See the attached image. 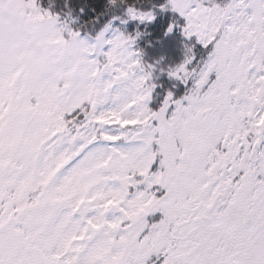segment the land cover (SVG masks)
I'll list each match as a JSON object with an SVG mask.
<instances>
[{
  "label": "snow or ice",
  "instance_id": "obj_1",
  "mask_svg": "<svg viewBox=\"0 0 264 264\" xmlns=\"http://www.w3.org/2000/svg\"><path fill=\"white\" fill-rule=\"evenodd\" d=\"M0 264H264V0H0Z\"/></svg>",
  "mask_w": 264,
  "mask_h": 264
},
{
  "label": "trees",
  "instance_id": "obj_2",
  "mask_svg": "<svg viewBox=\"0 0 264 264\" xmlns=\"http://www.w3.org/2000/svg\"><path fill=\"white\" fill-rule=\"evenodd\" d=\"M158 24L160 23L159 21L157 22ZM171 40V38H169ZM166 47H167V42H166Z\"/></svg>",
  "mask_w": 264,
  "mask_h": 264
}]
</instances>
